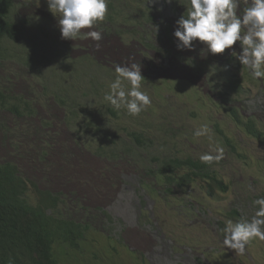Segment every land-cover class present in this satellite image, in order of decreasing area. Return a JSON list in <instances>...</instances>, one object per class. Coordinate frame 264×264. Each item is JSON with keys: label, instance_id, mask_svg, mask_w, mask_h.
Listing matches in <instances>:
<instances>
[{"label": "rangeland", "instance_id": "obj_1", "mask_svg": "<svg viewBox=\"0 0 264 264\" xmlns=\"http://www.w3.org/2000/svg\"><path fill=\"white\" fill-rule=\"evenodd\" d=\"M148 3L110 0L108 15L99 23L108 29L111 24L112 39L128 44L134 38L135 48L149 47L146 57L151 61L146 66L142 59L113 57L114 66L140 63L146 75L142 90L152 104L132 116L104 100L117 74L104 67V55L92 48L93 43L61 39L59 14L55 18L45 0H15L10 21L19 29L20 40L3 43L0 90L12 98L10 103L15 100L24 110L27 102L36 113L28 116L25 111V116L17 117L0 112V165L14 162L25 180L60 196L59 212L50 215L84 223L85 207L110 216L91 221L78 249L57 246L58 264H264V242L254 240L245 255H236L223 245L222 231L228 220L250 219L252 202L264 197V136L261 141L250 137L230 115V108L237 107L264 132V80H253L231 55L232 50L241 51L238 43L223 54L205 57L199 42L195 51L179 54L176 48L175 60L159 70V52L169 56L155 48L153 36L163 44L167 39L175 44L176 20L190 7V0ZM70 44L76 46L72 49ZM234 79L243 81L239 94L229 91ZM62 100L67 106L59 104ZM204 124L211 131L194 136ZM41 126L48 130L44 143L37 130ZM219 130L235 144V153ZM133 133L143 145L136 144ZM43 144L48 151L39 153ZM217 145L225 149L224 159L207 166L229 187L227 193L208 195L201 179L168 190L159 174L163 161L201 162L199 156ZM27 201L33 206L40 202L31 185ZM232 210L239 218L229 216Z\"/></svg>", "mask_w": 264, "mask_h": 264}, {"label": "clouds", "instance_id": "obj_2", "mask_svg": "<svg viewBox=\"0 0 264 264\" xmlns=\"http://www.w3.org/2000/svg\"><path fill=\"white\" fill-rule=\"evenodd\" d=\"M45 2L55 18L59 14L57 21L61 39L91 40L99 50V42L104 38L99 23L108 15L110 0ZM153 2L149 0L148 4ZM166 2L171 3L172 0ZM154 27L158 32V27ZM173 36L179 51H195V44L199 42L204 46L201 57L208 53L223 54L238 43L241 51L232 50L231 55L248 70L253 80H264V0H190V7L176 20ZM114 71L117 75L110 83L109 91L104 94L105 101L117 110L125 108L132 116L151 106V96L142 90L145 78L140 63H117ZM210 131L208 125L204 124L193 134L201 137ZM224 154L225 149L217 145L214 150L201 154L199 159L206 164L218 163L224 159ZM249 188L251 190V185ZM252 204L254 214L250 219L241 216L235 222L228 220L222 229L223 245L236 255H245L254 240L264 242V197L255 199Z\"/></svg>", "mask_w": 264, "mask_h": 264}, {"label": "trees", "instance_id": "obj_3", "mask_svg": "<svg viewBox=\"0 0 264 264\" xmlns=\"http://www.w3.org/2000/svg\"><path fill=\"white\" fill-rule=\"evenodd\" d=\"M14 5L15 0H0V51L3 49L5 40L13 42L20 40L19 29L10 21V14L15 7ZM151 20L155 21V19ZM243 70L246 71L247 69L243 68ZM248 76H250L249 73ZM242 82L241 79L229 81V91L233 94H239L242 89ZM20 101L22 102L23 99L21 98ZM10 102H12V98L0 90V112L7 110L17 117L25 116V111H28V116H33L36 113V110L32 109L27 102L24 110L15 103V100L14 103ZM59 104L64 107L67 106L65 100L60 101ZM110 112L113 116L115 115L112 110ZM230 115L233 121L250 137L259 141L262 140L264 132L257 126L254 118H243L237 107L230 108ZM219 134L224 138L226 145L235 153V144L221 130H219ZM130 136L138 146L143 145L139 135L133 133ZM31 156V153L28 154L27 159L30 160ZM184 169H187V172L177 178V174ZM159 174L169 186V191H171L170 187L172 186L185 188L199 179L206 183V189L210 196H214L216 192L227 193L229 190V187L216 174L208 170L207 164L191 158L165 160L162 162ZM29 184L40 198L37 206L30 205L27 201ZM61 203L60 196L47 190L42 191L38 185L25 180L14 162L1 164L0 264H58L55 255L57 246L69 245L71 248L78 249L80 247L79 242L83 241L88 231L91 230L92 220L102 218V216L111 219L107 214L102 213L100 215L93 209H88L87 220L84 223L62 216L50 215L49 212H59ZM229 216L239 218L236 210L230 211Z\"/></svg>", "mask_w": 264, "mask_h": 264}, {"label": "flooded vegetation", "instance_id": "obj_4", "mask_svg": "<svg viewBox=\"0 0 264 264\" xmlns=\"http://www.w3.org/2000/svg\"><path fill=\"white\" fill-rule=\"evenodd\" d=\"M165 12V14H167L168 13V11H164ZM176 12H177V10H176ZM173 14H177V13H173ZM152 23V22H151ZM167 24V23H166ZM108 25H109V29H110V26H111V24H109L108 23ZM146 25V23H144V26ZM168 25V27L167 28H169L170 30H171V27H169V25L170 24H167ZM109 29L108 28H105V26L104 25H99V30H101L102 32H103V40L102 41H100L99 43H100V48H99V51H100V53H102V55H104L102 58L104 59V60H106L105 62H104V67L105 68H107V69H109L110 71H112V72H115L114 71V64L116 63L114 60H113V57L114 56H119V55H122L121 56V60H122V58H123V56L124 55H126V59L127 58H129V56H130V58H135V59H142V61H146V63H143V64H145V66L146 65H148V64H150V62L149 61H151L150 59H148L147 57H146V54L147 53H149V50H148V48L149 47H143L142 45H141V48H135V45L138 43L137 42V40L136 39H131L130 40V42L127 44V43H125V42H123V40L122 39H118L117 38V40H118V42H117V40H116V38L115 39H112V35L110 34V32H109ZM140 32H141V28H139L138 29ZM138 38H139V36H137ZM145 38H146V36H144ZM154 37V39L157 41V43L154 41V46H155V48H158V49H163V51H166L165 53L167 54V56H169V57H166V56H164L163 54H160V52H159V55H158V57L160 58V61H159V64H158V69L159 70H164V66L169 62V61H171V59H173V61L175 60V53H176V46H175V44H174V42L173 43H171L170 41H169V39H167L166 40V42H165V44H163V43H161L160 42V38H158V37H155V36H153ZM112 39V40H111ZM116 40V41H115ZM122 40V41H121ZM128 42V41H127ZM88 43H93V45H91L92 46V48H96L95 47V42H93V41H91V40H89L88 41ZM117 44H118V47H117ZM171 45V47L170 48H168V47H166L167 45ZM71 46L70 47H74V46H76L75 44H70ZM87 45L88 44H85V46H86V48H88L87 47ZM73 47H72V49H73ZM82 52L85 54V55H87L88 54V50L87 49H82ZM162 52V51H161ZM182 53V51H179V54H181ZM138 55H140V56H138ZM192 56V55H191ZM125 58V57H124ZM187 60H188V58H187ZM193 60V59H192ZM130 62V61H129ZM99 63H100V61H99ZM135 63H137V62H135ZM190 63H192V61H190ZM189 63V66L191 65ZM193 64H195L194 62H193ZM192 66V65H191ZM198 66V64L196 65V66H194V67H192V68H190V70L192 71V70H194V68H196ZM151 69V68H150ZM142 75H145V72L144 71H142ZM146 76V75H145ZM48 130H47V128L46 127H43L42 128V126H41V128L38 130V132L40 133V138H41V143H44V142H46V139H48V138H44V134L46 133H48L47 132ZM21 136V135H20ZM21 142V141H20ZM22 144V143H21ZM31 149V148H30ZM48 151V147L46 146V145H44L43 144V146H40L39 148H38V152L39 153H46ZM71 197V200H72V198L73 197H77L76 195L75 196H70ZM75 201H76V203H78V198H75L74 199ZM83 206H86V205H83ZM96 209V208H95ZM97 209H100V208H97ZM96 209V210H97ZM82 210L83 211H85V214L88 212V209H86L85 207L84 208H82ZM75 211V210H74ZM72 220H75L76 222H79V221H77L76 220V218H74V217H72Z\"/></svg>", "mask_w": 264, "mask_h": 264}]
</instances>
